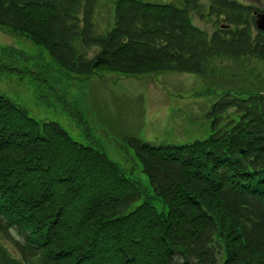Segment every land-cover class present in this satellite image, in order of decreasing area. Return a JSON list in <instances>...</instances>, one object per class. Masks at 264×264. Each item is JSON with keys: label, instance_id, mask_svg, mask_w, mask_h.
<instances>
[{"label": "trees", "instance_id": "1", "mask_svg": "<svg viewBox=\"0 0 264 264\" xmlns=\"http://www.w3.org/2000/svg\"><path fill=\"white\" fill-rule=\"evenodd\" d=\"M97 1L0 0V27L78 79L264 76L241 63L264 66V32L238 1L211 0L208 15L224 22L211 34L192 22L202 0H111L102 29ZM224 58L234 65L214 66ZM254 87L217 95L203 139L128 137L148 185L0 94V264H264V82Z\"/></svg>", "mask_w": 264, "mask_h": 264}, {"label": "rangeland", "instance_id": "2", "mask_svg": "<svg viewBox=\"0 0 264 264\" xmlns=\"http://www.w3.org/2000/svg\"><path fill=\"white\" fill-rule=\"evenodd\" d=\"M235 1L264 11V0ZM202 2L205 15L192 13V22L211 34L224 22L208 15L211 0ZM112 16L111 0H98L97 28L105 27ZM0 45L16 49L0 55V94L38 119L58 122L75 140L101 149L145 185L147 175L128 137L156 145L203 139L211 132L208 112L219 93L243 89L244 94V87H260V80L263 87L264 82V76L258 80L242 76L244 80L178 71L144 76L112 71L78 79L75 74L64 73L43 46L1 27ZM93 50L86 53L90 55ZM233 63V59L226 58L213 61L216 67ZM241 63L244 68L254 67L264 74V66L255 58H244ZM30 69L36 71V76H29Z\"/></svg>", "mask_w": 264, "mask_h": 264}, {"label": "water", "instance_id": "3", "mask_svg": "<svg viewBox=\"0 0 264 264\" xmlns=\"http://www.w3.org/2000/svg\"><path fill=\"white\" fill-rule=\"evenodd\" d=\"M255 25L258 29L264 31V12H255Z\"/></svg>", "mask_w": 264, "mask_h": 264}]
</instances>
